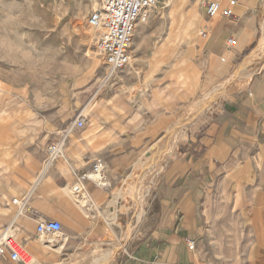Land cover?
I'll use <instances>...</instances> for the list:
<instances>
[{
	"label": "crops",
	"instance_id": "1",
	"mask_svg": "<svg viewBox=\"0 0 264 264\" xmlns=\"http://www.w3.org/2000/svg\"><path fill=\"white\" fill-rule=\"evenodd\" d=\"M194 1L198 15L186 34L181 26L173 35L151 38L146 30L153 28L144 26L151 12L137 23L131 60L113 78L122 90L100 97L99 115L82 128L47 121L34 133L27 112L15 121L0 115V233L14 213L8 189L30 192V210L14 220L26 219L23 246L35 248L37 218L67 214L76 225L82 211L68 196L80 174L101 167V186L84 182L85 208L94 200L105 205L180 104L231 76H248L179 142L159 173L150 202L156 212L115 264H264V53L242 66L263 37L264 0H235L229 16H207L204 6L216 1L223 9L230 0ZM184 12L191 13L188 7ZM229 38L234 42L227 46ZM63 132V155L39 175L45 147ZM0 264L18 263L0 255Z\"/></svg>",
	"mask_w": 264,
	"mask_h": 264
},
{
	"label": "rangeland",
	"instance_id": "2",
	"mask_svg": "<svg viewBox=\"0 0 264 264\" xmlns=\"http://www.w3.org/2000/svg\"><path fill=\"white\" fill-rule=\"evenodd\" d=\"M167 1L158 0L149 19L144 22L145 27L153 28L146 30L151 31L150 37L153 39L173 35L182 29L181 26H184L186 34L196 22L199 8L196 1ZM95 2L96 0H0L2 117L16 120L23 112H27L25 117L35 133V129L42 128L47 121L54 122L56 127H66L79 117L88 122L90 118L99 115L102 104L100 97L110 95L112 91L119 95L122 88L115 89L116 86H113V78L119 72L111 79H106L105 66L94 47V33L87 22ZM184 7H188L191 13L184 12ZM138 36L139 29L134 38L137 39ZM253 71L254 69H250L249 72ZM248 79V76H243L226 84L225 89L211 100L208 108L194 112L196 114L185 125L184 135L177 140L174 149H171L168 146L170 142L163 139L169 136L167 130L177 123V119L187 109H192L193 102L211 95L225 81L180 104L164 129L144 148L143 154L136 159L131 171L125 174L105 205L100 206L94 200V203L82 210L74 200L75 195L69 194L68 202L72 206L76 204L82 211L79 213L78 223L72 224L67 214L65 218L53 217L62 223V234L55 241H65L64 246L57 252L44 248L39 238L34 239L35 248L26 243L24 248L33 256L31 264H115L118 257L129 248L133 235L146 228L148 217L156 212V206H150V202L159 173L172 158L179 142L187 136L189 128L196 121L210 116L223 97L237 90ZM123 80L127 83L126 79ZM166 153H169L167 157ZM157 165H161V170L153 174ZM72 185L70 184L71 188ZM7 192L8 205L14 208V213L7 218L2 231L13 222V234L21 242L26 219L22 216L14 224L16 206L12 200L21 199L30 192L21 190L16 193L9 189ZM114 202L117 219L112 222L109 218L113 214L111 205ZM30 207L28 197L23 212L29 211ZM56 207L64 211L62 206ZM35 224L36 221L33 233ZM70 230L76 231L75 234ZM87 241L88 248L85 245ZM97 241H107L108 247H116L117 250L112 252V256L107 254L90 257L93 242Z\"/></svg>",
	"mask_w": 264,
	"mask_h": 264
},
{
	"label": "built area",
	"instance_id": "3",
	"mask_svg": "<svg viewBox=\"0 0 264 264\" xmlns=\"http://www.w3.org/2000/svg\"><path fill=\"white\" fill-rule=\"evenodd\" d=\"M157 1L96 0L95 6L87 18V22L94 31L93 44L106 68V79L122 70L130 62L131 46L136 25L138 22H144L148 19V15L155 8ZM234 3L235 0H230V6L221 9L218 2H209L204 6L205 14L213 16L221 13L229 16L232 13ZM198 34L200 37H206L207 31L204 28H200ZM233 42L234 40L229 38L227 46H230ZM84 121L83 118L79 117L69 122L66 130L82 128ZM64 134L65 132L48 144L39 175L42 174L43 168H48L63 155L65 148ZM91 170L95 172L99 171L102 178V169L98 164H94ZM86 180H89L88 173L80 174L73 185V189L76 190L73 191L78 198L86 194L85 188L83 187L84 189H82L81 187ZM28 197L29 193L21 199L15 198L12 200V203L16 206V215L23 212ZM13 233L12 222L0 234V255L7 256L9 260L18 264H31L33 256L24 248L21 242H18ZM35 234L37 238L51 237L55 240L62 234V223L56 219L37 218ZM188 246H193L192 241H188Z\"/></svg>",
	"mask_w": 264,
	"mask_h": 264
},
{
	"label": "bare ground",
	"instance_id": "4",
	"mask_svg": "<svg viewBox=\"0 0 264 264\" xmlns=\"http://www.w3.org/2000/svg\"><path fill=\"white\" fill-rule=\"evenodd\" d=\"M167 1V0H166ZM168 2V1H167ZM93 31V30H92ZM94 33V31H93ZM264 53V34L263 37L261 38L258 47L256 48V50L252 51L251 54L244 60L242 66H247V64H249L251 61H253L255 58L258 57L259 54H263ZM116 74V73H115ZM114 74V75H115ZM114 75H112L110 78L111 79ZM105 76H106V68H105ZM237 78L236 75L231 76L230 78H228L227 80H225V82L220 85L219 88L213 90L211 92V95H205L203 96L200 100H197L195 102L192 103V105H194L193 107H191L192 109H187L183 115H181L182 117H179L180 119H177V123L174 124V126H172L169 130H167V134H169L168 137H164V140L169 141V145L171 149H174L175 144L177 142V140L182 137L184 135V129H185V125L188 121H190L193 116L196 114L194 112H199L202 109L208 108L210 106V102L211 100L216 97V95L220 92H222L225 89L226 84L235 81V79ZM169 153H166L165 156L167 157ZM164 155H162L163 157ZM164 160V159H163ZM163 167V166H162ZM44 169V168H43ZM161 170V165H157L154 170L152 171L153 174L158 173ZM42 176V175H41ZM89 179H91V182H93L94 184L101 186L103 184V180L100 176V172H95L93 170H91V172L88 174ZM132 178V177H131ZM127 181V180H126ZM79 187V185H78ZM82 189L85 188V186H81ZM84 187V188H83ZM75 190V189H74ZM86 192V189H84ZM69 191L72 192V189L69 188ZM76 191V190H75ZM125 191V190H123ZM74 192V191H73ZM80 192V191H79ZM125 193V192H124ZM75 194V193H74ZM120 195V194H119ZM76 196V195H75ZM76 201L79 202L78 205L79 207L84 210L83 208H85V206L87 205V202H89V198L87 193L85 195H83L81 198L76 196ZM78 207V208H79ZM116 220L115 216H114V221ZM126 231V230H125ZM127 234V233H126ZM125 238V237H124ZM57 239V238H56ZM119 241H122L119 240ZM39 242L40 244L46 248V249H53L56 250L57 252L61 250V248L64 246L65 241L60 240L59 242H56L53 238L51 237H44V238H39ZM117 243V242H116ZM85 245L87 246L86 248H88L89 245V241H87L85 243ZM117 248L116 247H108L107 246V241H97V242H93V250H90V257H98V256H102V255H113L112 252L116 251ZM84 252V251H83ZM83 255V254H82ZM85 255V254H84ZM87 261V260H86ZM89 261V260H88ZM95 263V262H94ZM69 264V263H68ZM87 264V263H86Z\"/></svg>",
	"mask_w": 264,
	"mask_h": 264
}]
</instances>
